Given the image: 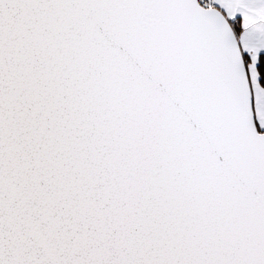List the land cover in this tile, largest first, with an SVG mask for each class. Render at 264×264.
<instances>
[{
    "label": "snow or ice",
    "instance_id": "1",
    "mask_svg": "<svg viewBox=\"0 0 264 264\" xmlns=\"http://www.w3.org/2000/svg\"><path fill=\"white\" fill-rule=\"evenodd\" d=\"M0 264H264V0H0Z\"/></svg>",
    "mask_w": 264,
    "mask_h": 264
}]
</instances>
